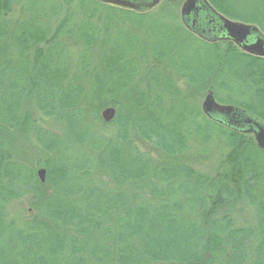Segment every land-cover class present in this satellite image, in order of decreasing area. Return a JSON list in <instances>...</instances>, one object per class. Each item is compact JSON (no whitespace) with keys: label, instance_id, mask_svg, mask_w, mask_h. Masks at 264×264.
<instances>
[{"label":"trees","instance_id":"16d2710c","mask_svg":"<svg viewBox=\"0 0 264 264\" xmlns=\"http://www.w3.org/2000/svg\"><path fill=\"white\" fill-rule=\"evenodd\" d=\"M61 1H78L81 17L54 31L31 5L21 23L0 22V264H264V152L206 118L178 86L264 122V59L153 14ZM229 6L226 15L264 33V0L246 17ZM68 26L74 53L59 37ZM106 108L116 111L108 124ZM33 112L62 133L36 127ZM32 137L43 184L21 158ZM213 141L223 169L198 171L187 159ZM24 198L34 223L16 227L6 207ZM238 203L249 225L220 212Z\"/></svg>","mask_w":264,"mask_h":264},{"label":"rangeland","instance_id":"374dc122","mask_svg":"<svg viewBox=\"0 0 264 264\" xmlns=\"http://www.w3.org/2000/svg\"><path fill=\"white\" fill-rule=\"evenodd\" d=\"M184 1L185 0H163L154 8L143 12L125 10V9H121V10L129 11L137 14H147V13L153 14L159 18H165L166 20H169L170 23L182 27L180 21V8ZM207 1H209L213 5V8L219 14L223 15L229 20H234V21H239V20H235L224 13V12L230 13L229 5H231L234 13H236L238 16L246 17L251 14V9L253 5L256 6L258 5L259 2V0H226V2L228 3L227 4L225 0H207ZM78 5H79L78 1H74L73 3H71L70 6H66L61 0H0V22L8 21L12 24L21 23L27 17L26 8L30 6L40 9V14L42 13L40 15L42 22L44 21L45 23H47L49 29L51 31H54L57 28V26H59V24L63 23L62 20L65 16L74 15L72 18L73 20L76 21L78 20V18L81 17V12H78L79 10ZM107 6L113 7L111 5H107ZM49 8L50 9L55 8L53 10H57V11H54L51 17L46 18L48 16V14H46L48 12L47 9ZM114 8L117 9L118 7H114ZM41 9H45V10L41 12ZM235 18L237 19V17ZM65 29H66L64 30L65 32L62 31L59 34L60 40H62L68 46V49L70 50L71 53H74L76 50L74 46V42L66 37L68 36L67 33L71 29V26H68ZM119 39L124 41L123 40L124 38L122 36L119 37ZM226 44L227 43H224L222 44V46L226 47ZM191 62L195 63L194 60H192ZM178 86L184 93H187L190 102H192L193 104L194 102H196V105L198 106L201 112V104L206 95V92L202 96L195 93H193V95H190L189 94L191 93L190 90L182 82H178ZM219 96L221 98L224 97L223 94H220ZM215 101L218 104L226 105L224 101H222V99H220L219 97H215ZM102 111H100V114ZM33 114H34L33 118H34V122L36 123L35 124L36 127L57 135H60L62 133L61 124L58 121H56L54 118L43 117L39 115L38 112L37 113L33 112ZM98 131L100 132L101 135L107 138H111L112 135L115 134L114 127L99 126ZM249 138L254 142L252 135H249ZM38 147L39 146L32 137L28 140L27 144L25 145L26 151L21 154L22 156L21 158H27L28 160L26 167L28 169H34V172L38 171L40 168H43L41 164L38 165V163L44 159V157L40 155V151ZM140 147L143 149L144 152H147L148 154L154 156V151L151 147L149 146L146 147L140 146ZM218 149H219L218 143L213 141L209 144L208 147H206L205 152L200 153V149L199 151H197L198 149H195L193 151L194 153L192 157H189L191 160L189 159L187 160L190 163H192L195 166V169H197L198 171L209 174H215L216 172H219V170L223 169V166L221 168L220 166L221 164L224 163L225 160L224 154H220ZM226 168L230 170L229 167ZM98 176L99 175L95 174L94 179H96ZM44 190L47 191V188H44L43 191ZM220 212L225 213L226 217L231 218L235 226H245V225H249L252 222L251 211L240 203L233 204L226 208H223L222 210H220ZM6 217L8 222L13 224L14 226L25 228L34 223L35 211L33 206L27 201V199L24 198L19 201H12L10 204H8V206L6 207Z\"/></svg>","mask_w":264,"mask_h":264},{"label":"water","instance_id":"95a60500","mask_svg":"<svg viewBox=\"0 0 264 264\" xmlns=\"http://www.w3.org/2000/svg\"><path fill=\"white\" fill-rule=\"evenodd\" d=\"M133 11H148L160 0H94ZM182 26L203 42L214 44L230 42L241 52L264 58V35L253 25L227 20L208 4L206 0H185L180 8ZM202 114L234 131L252 134L256 147L264 152V122L249 112L230 105L218 104L211 91H208L201 104ZM114 108L101 112L105 124L115 117ZM36 176L41 184L45 182L46 171L40 168Z\"/></svg>","mask_w":264,"mask_h":264}]
</instances>
